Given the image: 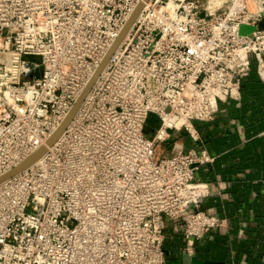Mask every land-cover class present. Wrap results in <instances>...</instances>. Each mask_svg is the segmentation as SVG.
Segmentation results:
<instances>
[{"label": "built area", "instance_id": "2783aa9c", "mask_svg": "<svg viewBox=\"0 0 264 264\" xmlns=\"http://www.w3.org/2000/svg\"><path fill=\"white\" fill-rule=\"evenodd\" d=\"M0 0V264H168L165 229L195 240L228 221L203 208L214 156L194 122L264 72V0ZM39 76H36V73ZM151 116L158 126L151 136ZM172 130L186 151L154 159ZM33 207L30 211L29 207Z\"/></svg>", "mask_w": 264, "mask_h": 264}, {"label": "crops", "instance_id": "0c3cea01", "mask_svg": "<svg viewBox=\"0 0 264 264\" xmlns=\"http://www.w3.org/2000/svg\"><path fill=\"white\" fill-rule=\"evenodd\" d=\"M251 63L255 66L257 76L264 81V72L261 77L257 62L253 57H251ZM256 102L258 121L252 119L244 124L245 126L238 123L234 125L233 130L238 131L242 143L255 137H258L259 142H264V90L258 93ZM246 115H250V110L246 112ZM147 125L145 131L149 127ZM156 127L150 128V135L146 132L147 135L151 136ZM245 127L251 131L246 132ZM159 144H165L167 149H171L170 153L160 155L163 157L170 156L180 150L186 151L191 146V140L185 130H172L169 139ZM240 176L243 177L244 174L241 173ZM258 179L252 181L253 183L259 181L258 189L251 188L246 192L241 189L239 191L241 194L245 192L246 196L243 197L242 204L236 208L231 193L227 191L228 183L226 181L218 178L208 182L210 194L204 199L203 208L217 213V206H223L227 202L230 204H228L229 207L234 205V220L231 221L228 216L224 217L228 221V228L214 229L202 238L195 240L191 253H187L185 250L182 234L174 232L172 225L167 224L163 245L168 264H264V219H257L253 211L254 207L264 209V181L262 180L264 179V169L260 171ZM258 194L263 196H257Z\"/></svg>", "mask_w": 264, "mask_h": 264}, {"label": "trees", "instance_id": "16d2710c", "mask_svg": "<svg viewBox=\"0 0 264 264\" xmlns=\"http://www.w3.org/2000/svg\"><path fill=\"white\" fill-rule=\"evenodd\" d=\"M261 90H264V81L257 76L255 66L251 63L249 75L241 84L240 98L237 101L228 99L220 102L216 117L212 121L194 122L203 138L204 147L215 157L211 164L197 170L196 178L207 183L218 178L226 181L228 183L227 191L233 197L235 208L242 204L246 190L258 189L259 181L257 183L252 181L253 179L259 180V173L264 169V142H259L258 137H255L242 143L238 131L233 130L235 123L245 126L244 124L252 119L258 121L255 107L257 106L258 93ZM248 110H250L249 116L246 115ZM156 125V118L151 116L147 125L149 127L146 130L149 131ZM245 131L249 132L251 129L245 127ZM241 173L244 174L243 177L240 176ZM262 180L264 181V179ZM241 189L245 191L243 194L239 192ZM257 196L263 195L258 194ZM228 204L225 202L223 206H217V214L226 218L228 216L233 221L234 205L229 207ZM253 211L257 219H264V209L254 207ZM172 229L174 232L180 233L177 229Z\"/></svg>", "mask_w": 264, "mask_h": 264}, {"label": "water", "instance_id": "95a60500", "mask_svg": "<svg viewBox=\"0 0 264 264\" xmlns=\"http://www.w3.org/2000/svg\"><path fill=\"white\" fill-rule=\"evenodd\" d=\"M144 1L147 0H142L139 2V4L137 5V7L135 8V10L133 11V13L131 14V16L129 17L128 21L126 22L125 26L123 27L121 33L119 34L118 38L116 39V41L113 43V45L111 46V48L109 49L108 53L106 54V56L104 57L102 63L100 64L96 75L91 79V81L88 83V85L85 87V89L83 90V92L81 93V95L79 96V98L77 99V101L75 102L74 106L72 107L71 111L69 112V114L67 115V117L65 118V120L62 122V124L60 125V127L55 131V133L47 140L46 144L47 145H52L54 143V141L59 137V135L62 133V131L65 129L66 125L70 122V120L72 119V117L74 116L75 112L77 111L79 105L81 104L84 96L86 95V93L88 92V90L90 89L91 85L93 84L97 74L99 73V71L102 69L103 65L105 64V62L108 60V58L110 57V55L113 53V51L115 50V48L117 47V45L119 44L120 40L122 39L123 35L126 33V31L129 29V27L131 26V24L133 23V21L135 20V18L137 17V15L139 14L140 10L142 9L143 5H144ZM262 28L264 29V15L260 18L259 21H257L256 24H241L239 27V32L241 34H250L252 31ZM36 76H39V73H36ZM46 147L43 146L39 151H37L35 154H33L32 156H30L28 159H26L25 161H23L21 164H19L17 167H15L14 169H12L11 171H9L7 174H5L4 176H2L0 178L1 180H4L10 176H12L13 174L25 169L26 167H28L29 165H31L33 162H35L45 151Z\"/></svg>", "mask_w": 264, "mask_h": 264}, {"label": "rangeland", "instance_id": "374dc122", "mask_svg": "<svg viewBox=\"0 0 264 264\" xmlns=\"http://www.w3.org/2000/svg\"><path fill=\"white\" fill-rule=\"evenodd\" d=\"M146 132L149 133V131H147V130H146ZM149 135H150V133H149ZM157 148H158L157 153L154 156V159L155 160H158L159 157H160V155H163V153H170V150H171V149H167L165 144L164 145L163 144H158L157 145ZM31 209H33L32 206L29 207L28 210L30 211Z\"/></svg>", "mask_w": 264, "mask_h": 264}, {"label": "bare ground", "instance_id": "6f19581e", "mask_svg": "<svg viewBox=\"0 0 264 264\" xmlns=\"http://www.w3.org/2000/svg\"><path fill=\"white\" fill-rule=\"evenodd\" d=\"M144 2H146V1H144Z\"/></svg>", "mask_w": 264, "mask_h": 264}]
</instances>
